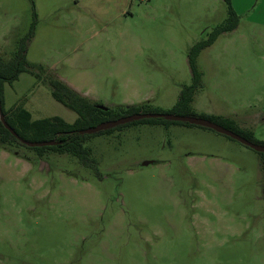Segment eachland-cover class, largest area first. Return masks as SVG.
I'll return each mask as SVG.
<instances>
[{"label": "rangeland", "instance_id": "obj_1", "mask_svg": "<svg viewBox=\"0 0 264 264\" xmlns=\"http://www.w3.org/2000/svg\"><path fill=\"white\" fill-rule=\"evenodd\" d=\"M231 5L237 28L197 58L195 113L264 143V0ZM228 10L225 0H0V56L25 43L39 75L4 83L5 108L73 123L52 96L56 78L113 111L169 112L193 83L191 48ZM85 147L91 167L0 144V264H264L261 153L179 123L127 125Z\"/></svg>", "mask_w": 264, "mask_h": 264}, {"label": "trees", "instance_id": "obj_2", "mask_svg": "<svg viewBox=\"0 0 264 264\" xmlns=\"http://www.w3.org/2000/svg\"><path fill=\"white\" fill-rule=\"evenodd\" d=\"M228 4V18L218 27H216L208 39L195 44L188 56V62L191 69L193 83L189 87H185L180 94L179 100L173 109L169 112L161 110L151 111L146 110L144 105L119 107L118 110L113 111L108 109L107 111L101 110L97 107V104L92 103L89 99L82 96L66 83L60 79L51 78L48 82L52 89L53 98L73 111L77 118L73 123H68L64 119L54 116L50 118H44L40 120H33L32 114L22 106H15L10 109L5 108L2 87L4 83L12 84L15 82L22 73H28L38 77L39 75L34 72L33 68L27 62L26 59V47L25 43L20 46V49L14 57L9 60H5L0 56V109L5 118L7 124L17 133L21 139L29 142H49L55 141L58 144L54 146L35 148L39 153L43 154L44 151L50 150L59 154H70L79 159V161L86 166H93L90 161L91 152L85 147L87 140L92 136H99L105 134H111L115 130H118L124 126L137 124V123H150V124H164L170 125L173 123H179L186 126H193L187 123L171 122L164 119H144L137 122H132L126 125L118 126L114 129L102 131L93 135H81L80 132L89 128L96 127L100 123L110 120H117L122 117H126L132 114H163L170 113L179 116H192L208 119L214 123L223 126L224 128L233 131L234 133L244 137L252 143L263 145L264 143H258L252 139V133L247 130L239 129L235 122L221 116L208 118L206 115H198L195 113L192 103L193 98L200 87L201 75L197 69V58L200 53L212 46L217 38L224 34L235 30L239 23V18L234 12L231 0H225ZM35 30V22L32 25V29L28 38H32ZM229 138V137H228ZM231 139V138H230ZM0 144L5 147H11L14 144L23 145L17 140L10 132L5 128L0 120ZM263 157L264 168V153H261Z\"/></svg>", "mask_w": 264, "mask_h": 264}, {"label": "water", "instance_id": "obj_3", "mask_svg": "<svg viewBox=\"0 0 264 264\" xmlns=\"http://www.w3.org/2000/svg\"><path fill=\"white\" fill-rule=\"evenodd\" d=\"M97 107L101 110H104V111H107L109 109V108L102 106V105H97ZM144 119H164L166 121L187 123V124H190L193 126L203 127L206 129L213 130V131H215L219 134H222L224 136H227V137L231 138L232 140H235V141L241 143L242 145H244L248 148H251L252 150H254L258 153H264V146L263 145L252 143L249 140L245 139L244 137H242V136L234 133L233 131H230V130L224 128L223 126H220V125H218V124H216L210 120H207V119L201 118V117L179 116V115L170 114V113H163V114H154V113L140 114V113H138V114H132V115H129L126 117L119 118L117 120H112V121L100 123L96 127L81 131L80 134L81 135H85V134L93 135V134H97V133L102 132V131L111 130V129H114L118 126L126 125V124H129L132 122L141 121ZM0 120L2 121L5 128L7 130H9V132L17 140H19L23 145H26V146L32 147V148H40V147L54 146V145L58 144L55 141L29 142V141H25V140L21 139V137H19L17 135V133L7 124L3 114L1 112V109H0ZM149 164H152V163L151 162H145L144 166L149 165Z\"/></svg>", "mask_w": 264, "mask_h": 264}, {"label": "crops", "instance_id": "obj_4", "mask_svg": "<svg viewBox=\"0 0 264 264\" xmlns=\"http://www.w3.org/2000/svg\"><path fill=\"white\" fill-rule=\"evenodd\" d=\"M209 48V47H208ZM61 80V79H60ZM61 81H63V80H61ZM64 82V81H63ZM65 83V82H64ZM67 84V83H66ZM68 85V84H67ZM69 86V85H68ZM73 89V88H72ZM76 92H78L77 90H75ZM79 93V92H78ZM79 94H81V93H79ZM82 95V94H81ZM82 96H84V95H82ZM85 97V96H84ZM192 106H193V109H194V111L196 112V113H198L197 111H196V108L194 107V103H192ZM199 114V113H198ZM202 114V113H201ZM207 115V114H206ZM76 120V119H75Z\"/></svg>", "mask_w": 264, "mask_h": 264}]
</instances>
